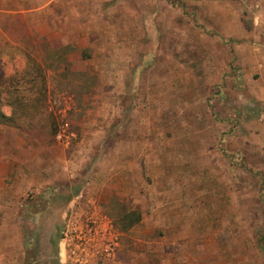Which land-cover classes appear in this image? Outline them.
Masks as SVG:
<instances>
[{
  "label": "rangeland",
  "instance_id": "1",
  "mask_svg": "<svg viewBox=\"0 0 264 264\" xmlns=\"http://www.w3.org/2000/svg\"><path fill=\"white\" fill-rule=\"evenodd\" d=\"M63 2L0 34V264L97 218L96 264H264V70L187 0Z\"/></svg>",
  "mask_w": 264,
  "mask_h": 264
},
{
  "label": "crops",
  "instance_id": "2",
  "mask_svg": "<svg viewBox=\"0 0 264 264\" xmlns=\"http://www.w3.org/2000/svg\"><path fill=\"white\" fill-rule=\"evenodd\" d=\"M187 2L190 7L197 10L203 24L214 30L222 40H238L234 47L237 62L243 72L245 70L246 74H250L264 70V0H187ZM63 3V0H0V34L6 35L9 27H49L56 24L57 21L53 19L55 11H59L57 6H63ZM26 31L28 32V29ZM0 176L6 177V173H0ZM0 188L5 190L4 186ZM6 192L7 189L0 192V200L7 195ZM133 210L135 209L129 211ZM123 214L118 218L123 217ZM118 250L117 246L114 258ZM59 256L61 262H64L61 248ZM88 264L96 262L90 260Z\"/></svg>",
  "mask_w": 264,
  "mask_h": 264
},
{
  "label": "built area",
  "instance_id": "3",
  "mask_svg": "<svg viewBox=\"0 0 264 264\" xmlns=\"http://www.w3.org/2000/svg\"><path fill=\"white\" fill-rule=\"evenodd\" d=\"M264 108V101H263ZM93 226L89 230L92 237L81 236L79 232L66 234L64 245L61 247L64 258L68 264H88L90 260H102L113 257L117 248V242L109 231V223L105 225L103 220H93ZM97 237H102L99 241Z\"/></svg>",
  "mask_w": 264,
  "mask_h": 264
},
{
  "label": "trees",
  "instance_id": "4",
  "mask_svg": "<svg viewBox=\"0 0 264 264\" xmlns=\"http://www.w3.org/2000/svg\"><path fill=\"white\" fill-rule=\"evenodd\" d=\"M125 216H128V217H122V219L125 221V219L127 220V223L128 224H133V220L135 218H137V215L136 216H133L132 213L130 215H125ZM138 219V218H137Z\"/></svg>",
  "mask_w": 264,
  "mask_h": 264
}]
</instances>
